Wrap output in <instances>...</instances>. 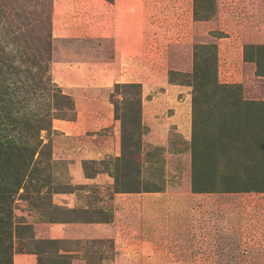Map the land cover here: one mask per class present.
I'll return each instance as SVG.
<instances>
[{
	"label": "rangeland",
	"instance_id": "1",
	"mask_svg": "<svg viewBox=\"0 0 264 264\" xmlns=\"http://www.w3.org/2000/svg\"><path fill=\"white\" fill-rule=\"evenodd\" d=\"M50 8L0 0V264H264V0H118L141 54L127 82L94 88L48 84L62 46ZM93 41L111 52L110 40ZM196 51L199 68L230 87L194 80ZM106 109L120 125L117 156L102 149L112 127H53ZM54 222L115 234L49 240ZM116 253L134 258L116 263Z\"/></svg>",
	"mask_w": 264,
	"mask_h": 264
},
{
	"label": "crops",
	"instance_id": "2",
	"mask_svg": "<svg viewBox=\"0 0 264 264\" xmlns=\"http://www.w3.org/2000/svg\"><path fill=\"white\" fill-rule=\"evenodd\" d=\"M118 0L112 3L105 0H52L51 35L62 44L50 63V72L58 86L63 88L109 87L116 82H127L134 76L136 56L141 54L133 47L136 40L135 22L130 19L129 27L118 19L115 8ZM146 41V35H144ZM111 41V52L99 51L98 46L86 47L85 41ZM67 45L66 48L63 46ZM98 50V51H97ZM138 69V68H137ZM129 82V81H128ZM145 86V83H142ZM144 94V93H143ZM146 103H148L146 101ZM148 117V116H147ZM91 123L95 130L112 127L114 140L110 147L114 156L120 154V125L110 109L100 111H77L76 119L54 120V128L65 134H80L86 124ZM88 128V127H87ZM83 130V131H82ZM101 176H104L101 174ZM114 228L106 223L54 222L45 228V238L49 240H108L114 238ZM116 246H130L127 239L113 240ZM128 242V243H127ZM131 263L130 254H115Z\"/></svg>",
	"mask_w": 264,
	"mask_h": 264
},
{
	"label": "trees",
	"instance_id": "3",
	"mask_svg": "<svg viewBox=\"0 0 264 264\" xmlns=\"http://www.w3.org/2000/svg\"><path fill=\"white\" fill-rule=\"evenodd\" d=\"M105 1H107V2H111L112 0H105ZM51 14H52V0H51V8H50V11H49V15H50V17H49V26H50V33H49V36H50V38L52 37L50 34H51ZM34 21H37V19H35ZM38 22H40V21H37L36 23H34V24H39ZM22 24H24V22L22 23ZM21 31V30H20ZM15 34L14 35H11V37L13 38V40L11 41V43H13V44H16V47H14V49H15V51L16 52H18V53H25V48L24 47H27L26 45H25V42H23V41H26V33H22V36L24 37V38H22V36H21V34H19L20 32L19 31H15L14 32ZM219 34H222V33H220L219 32ZM219 37H220V35H219ZM9 38V40H10V37H8ZM200 47H202V46H198V50H199V48ZM212 47L214 48V51L216 50L215 48V45H212ZM28 48V47H27ZM44 52H45V50H44ZM43 53L40 55V59H41V61H42V58H43ZM213 57H215V54H214V56ZM197 59H198V51H196L195 53H194V60L196 61L195 62V65H194V69H193V78H194V80H196V81H199L200 82V79L202 80V83L203 82H205L206 84H214V86H216V87H224V86H226V87H230V85H226V84H221V83H219L218 81H217V78H216V75H215V73L213 72V71H210V70H208L207 69V71H204V70H202V68H199V66L197 65L198 63H197ZM213 60H214V64H215V59L213 58ZM39 67V66H38ZM213 67V66H212ZM213 69H214V67H213ZM215 70V69H214ZM28 72V71H27ZM38 80H40V81H42L40 78L38 79ZM43 81H45V79L43 80ZM48 84L50 85V86H52V89H54V88H59L58 87V85L55 83V82H53V80H52V78L50 79V81L48 82ZM198 84H201V83H198ZM43 85V84H42ZM115 86H118L119 85V83H115L114 84ZM122 85H126V86H129V87H131V88H136V87H138L139 85H138V83H129L128 85H127V83H122ZM193 86H194V90L195 91H197V89H198V86L199 85H195V84H193ZM53 91V90H52ZM195 95V94H194ZM53 96H54V94H53ZM196 98V97H195ZM195 98H192L193 99V106L195 107V104L197 103V100L195 99ZM114 118H118L117 117V113H116V111H115V109H114Z\"/></svg>",
	"mask_w": 264,
	"mask_h": 264
}]
</instances>
